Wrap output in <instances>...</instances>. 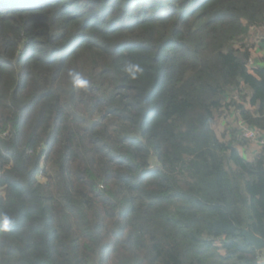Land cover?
<instances>
[{
	"label": "trees",
	"instance_id": "1",
	"mask_svg": "<svg viewBox=\"0 0 264 264\" xmlns=\"http://www.w3.org/2000/svg\"><path fill=\"white\" fill-rule=\"evenodd\" d=\"M263 25L264 0H0V264H260L264 146L212 127L264 138Z\"/></svg>",
	"mask_w": 264,
	"mask_h": 264
},
{
	"label": "crops",
	"instance_id": "2",
	"mask_svg": "<svg viewBox=\"0 0 264 264\" xmlns=\"http://www.w3.org/2000/svg\"><path fill=\"white\" fill-rule=\"evenodd\" d=\"M251 32V31H250ZM258 41V38H257ZM250 46V58L253 60V69H257L258 67L262 66L264 63V53L262 52L263 49V44L261 42H257V45L254 46V44H249ZM248 107V106H247ZM225 115L224 117L221 116L218 118L214 126L216 125L218 128V131L222 134L223 140L219 137L217 134V131H214V126L213 131L216 134L217 138L223 142V143H228V142H234L238 141L239 139V133H240V125L242 124V120L239 118L238 115H236L234 112L227 110L224 112ZM222 117L224 119H222ZM244 145H240L237 147L238 152L240 155L247 161L253 160V158L258 155L262 148L258 147L256 144H251L247 143L244 141Z\"/></svg>",
	"mask_w": 264,
	"mask_h": 264
},
{
	"label": "built area",
	"instance_id": "3",
	"mask_svg": "<svg viewBox=\"0 0 264 264\" xmlns=\"http://www.w3.org/2000/svg\"><path fill=\"white\" fill-rule=\"evenodd\" d=\"M250 30L253 32L254 31L260 32V35L258 37V41L263 44L262 52L264 53V25L261 27L251 28ZM247 68L250 72H252L254 70L252 58L249 59ZM234 100H237V97L234 96ZM228 110H230V111L234 112L236 115H238L234 109L230 108ZM224 115H225V113H224ZM224 115H223V117H224ZM239 139H242V140L246 141L247 143L256 144L258 147H261V148L264 146L263 133L256 128L249 127L248 125L244 124L243 122L240 125ZM258 260H259L260 264H264V250L261 253V255L259 256Z\"/></svg>",
	"mask_w": 264,
	"mask_h": 264
},
{
	"label": "clouds",
	"instance_id": "4",
	"mask_svg": "<svg viewBox=\"0 0 264 264\" xmlns=\"http://www.w3.org/2000/svg\"><path fill=\"white\" fill-rule=\"evenodd\" d=\"M123 71L131 77H135L143 69L139 64L127 63L123 67ZM69 79L74 88L79 90H85L89 86V81L79 72L69 71ZM14 221L7 215H0V231H9Z\"/></svg>",
	"mask_w": 264,
	"mask_h": 264
},
{
	"label": "water",
	"instance_id": "5",
	"mask_svg": "<svg viewBox=\"0 0 264 264\" xmlns=\"http://www.w3.org/2000/svg\"><path fill=\"white\" fill-rule=\"evenodd\" d=\"M242 235L244 236L247 245L253 246L257 251L264 250V240L254 236L248 231H243Z\"/></svg>",
	"mask_w": 264,
	"mask_h": 264
},
{
	"label": "rangeland",
	"instance_id": "6",
	"mask_svg": "<svg viewBox=\"0 0 264 264\" xmlns=\"http://www.w3.org/2000/svg\"><path fill=\"white\" fill-rule=\"evenodd\" d=\"M251 31V30H250ZM259 35H260V32L259 31H251V32H249V35H248V37L246 38V41H244V42H247V43H249V44H254V46L255 45H257V38L259 37ZM225 118V117H224ZM223 117H222V119H224ZM214 126V125H213ZM217 131V134L219 135V137L221 138V140H223V137H222V134L218 131V128H217V126L215 125L214 126V131ZM239 152H241V151H239ZM40 181H43L42 179H40Z\"/></svg>",
	"mask_w": 264,
	"mask_h": 264
}]
</instances>
